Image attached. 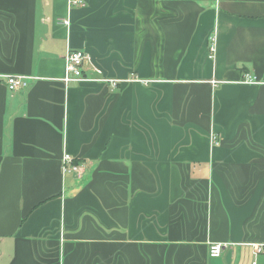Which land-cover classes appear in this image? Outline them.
<instances>
[{
	"label": "crops",
	"instance_id": "1",
	"mask_svg": "<svg viewBox=\"0 0 264 264\" xmlns=\"http://www.w3.org/2000/svg\"><path fill=\"white\" fill-rule=\"evenodd\" d=\"M0 264H264V0H0Z\"/></svg>",
	"mask_w": 264,
	"mask_h": 264
},
{
	"label": "built area",
	"instance_id": "2",
	"mask_svg": "<svg viewBox=\"0 0 264 264\" xmlns=\"http://www.w3.org/2000/svg\"><path fill=\"white\" fill-rule=\"evenodd\" d=\"M69 6H82L83 0H68ZM63 24L65 26H69V19H64ZM211 52H213V39H211ZM64 76L61 79V81L64 83V85H67L69 83H79L82 81H85V71L84 66L85 62L87 61V56L83 51L75 50V51H67L64 55ZM98 74H101L100 71H98ZM7 89L11 92L19 91L21 89H24L28 85V81L31 79V77L27 76H21V75H10V76H4L2 77ZM89 80V79H87ZM99 81L102 82H110L113 83V85L117 84L118 80L113 79H103L99 78ZM133 81H140L143 84H148L149 81L144 80H138L135 77H130L126 80V82H133ZM244 84H257V81L255 78L251 77L250 75H245L242 81ZM210 141L212 145H219V138L218 136L212 132L210 134ZM74 157L64 153L62 159H61V173L63 175L75 173L78 176H80L83 167L76 164L74 162ZM223 245L219 243H210L208 248V255L211 258H218L221 256L223 251ZM253 247V254L255 256L259 255L263 252V246L262 245H252Z\"/></svg>",
	"mask_w": 264,
	"mask_h": 264
}]
</instances>
